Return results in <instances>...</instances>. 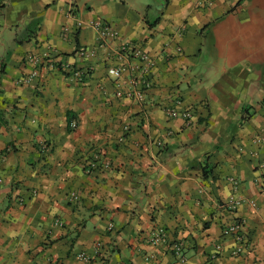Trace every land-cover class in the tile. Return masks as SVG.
I'll use <instances>...</instances> for the list:
<instances>
[{
    "label": "crops",
    "instance_id": "obj_1",
    "mask_svg": "<svg viewBox=\"0 0 264 264\" xmlns=\"http://www.w3.org/2000/svg\"><path fill=\"white\" fill-rule=\"evenodd\" d=\"M126 41L155 62L144 101L108 73ZM48 50L89 76L20 82ZM263 165L264 0H0V264H264Z\"/></svg>",
    "mask_w": 264,
    "mask_h": 264
},
{
    "label": "built area",
    "instance_id": "obj_2",
    "mask_svg": "<svg viewBox=\"0 0 264 264\" xmlns=\"http://www.w3.org/2000/svg\"><path fill=\"white\" fill-rule=\"evenodd\" d=\"M209 4L212 3V0H206ZM80 26L81 23L79 22ZM93 27L97 31V37L99 42L103 45L112 43L116 38L119 37L118 31H116L109 23L97 20L93 22ZM109 51L113 53L116 58L117 65H112L108 68L109 75H112L117 83V96L119 97H135L140 101H144L146 97L145 91H147L152 85V74L155 66V62L152 57L144 51L140 46H132L128 41L124 42L120 46H116L113 48H109ZM79 55L81 57L94 55V51H89L86 49H80ZM51 51L48 50L42 56H34L28 55L27 61L32 65L31 71L29 73L24 74L19 81L22 83L29 84L31 83L37 76L40 75L42 68H57L61 70L67 77L72 79L82 80L87 75L89 76V72L86 71L84 73L82 70L76 69L72 66V64L68 63L61 59L59 62H54L50 55ZM131 73L127 74L128 71ZM166 113L170 117H176L179 115H183L188 119L190 123L192 112L187 110L185 112H180L176 106H168L165 108ZM72 128L77 127V122L73 121L71 124ZM127 131V128L125 127ZM264 166V165H263ZM2 179H0V183ZM237 185V181H234ZM261 183V189L264 191V176ZM75 198H77L75 196ZM24 202V199H21ZM243 203H249L252 206L256 207L257 203L255 200L244 199L242 197L232 196L224 204L226 210L235 211L240 205ZM110 229L113 227V223H110L108 226ZM244 224L240 220L233 221L230 224H227L223 227V234L225 236H233L237 242V248L235 250L236 253L242 252L245 246V234L243 231ZM150 240L153 243H166L167 237L163 229H157L152 232L150 235ZM172 250L175 252L176 256L180 261H185L186 257L184 255V243L183 242H174L171 245ZM102 243L98 241L96 243V253L100 256L102 251ZM222 251V244L216 243L213 252L210 257L216 258ZM79 258L88 261L89 257L85 253H80ZM103 261V260H102ZM104 262V261H103Z\"/></svg>",
    "mask_w": 264,
    "mask_h": 264
}]
</instances>
